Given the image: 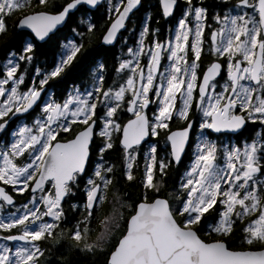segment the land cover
<instances>
[{
	"label": "snow or ice",
	"instance_id": "1",
	"mask_svg": "<svg viewBox=\"0 0 264 264\" xmlns=\"http://www.w3.org/2000/svg\"><path fill=\"white\" fill-rule=\"evenodd\" d=\"M61 244L264 264V0H0V264Z\"/></svg>",
	"mask_w": 264,
	"mask_h": 264
},
{
	"label": "trees",
	"instance_id": "2",
	"mask_svg": "<svg viewBox=\"0 0 264 264\" xmlns=\"http://www.w3.org/2000/svg\"><path fill=\"white\" fill-rule=\"evenodd\" d=\"M44 49H46V46H43ZM42 47V50H43ZM102 51V50H100ZM100 54L99 51H93L90 53L91 56H98ZM109 59H111V54H109ZM88 61L86 60L83 65H81L80 70L84 71L87 68ZM63 244L60 246H57V249L52 250V255L49 257L50 264H61V260L63 259V254H64V248H61ZM73 264H89L88 260H77V256L74 255L72 258Z\"/></svg>",
	"mask_w": 264,
	"mask_h": 264
},
{
	"label": "flooded vegetation",
	"instance_id": "3",
	"mask_svg": "<svg viewBox=\"0 0 264 264\" xmlns=\"http://www.w3.org/2000/svg\"><path fill=\"white\" fill-rule=\"evenodd\" d=\"M162 24H163V22H162ZM63 42V41H62ZM43 47V46H42ZM43 50H46V49H44V47H43ZM61 248H64L63 246L61 247ZM53 249H57L56 247L55 248H53Z\"/></svg>",
	"mask_w": 264,
	"mask_h": 264
}]
</instances>
